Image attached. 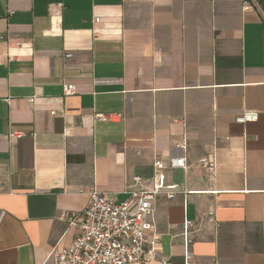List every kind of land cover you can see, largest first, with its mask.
Here are the masks:
<instances>
[{
	"label": "crops",
	"instance_id": "0c3cea01",
	"mask_svg": "<svg viewBox=\"0 0 264 264\" xmlns=\"http://www.w3.org/2000/svg\"><path fill=\"white\" fill-rule=\"evenodd\" d=\"M157 173L186 192L154 200L147 264H264V0H0V264H55L90 190Z\"/></svg>",
	"mask_w": 264,
	"mask_h": 264
},
{
	"label": "built area",
	"instance_id": "2783aa9c",
	"mask_svg": "<svg viewBox=\"0 0 264 264\" xmlns=\"http://www.w3.org/2000/svg\"><path fill=\"white\" fill-rule=\"evenodd\" d=\"M99 20V19H97ZM72 54H67L70 57ZM74 85L67 84L65 94L74 92ZM34 101V97L31 98ZM54 114V110L51 111ZM99 118L108 115L100 114ZM259 118L258 111L246 110L235 117L237 123L255 122ZM68 129L65 130L67 134ZM22 132H18V135ZM199 164L209 171H214L216 162L214 155L199 158ZM171 168H188L185 156L171 157L168 163L162 160L155 162L157 171L166 166ZM141 177L136 176L134 183L127 188V196L122 201L107 198L102 192L92 189L85 208L70 217V224L79 229L73 243L53 253L55 264H147L158 258L157 240L148 238L147 231L151 223L147 216L153 210V202L159 194L174 197L177 193L186 192L177 183H166L165 176L157 173L151 188H141ZM190 220L184 223V237L190 243ZM186 264H190L192 256L186 254ZM156 264H172L160 258Z\"/></svg>",
	"mask_w": 264,
	"mask_h": 264
}]
</instances>
